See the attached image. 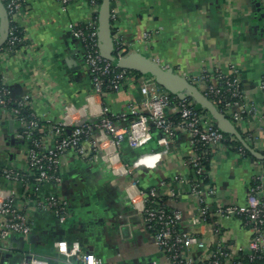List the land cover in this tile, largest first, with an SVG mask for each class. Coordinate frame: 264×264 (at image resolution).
<instances>
[{
  "label": "crops",
  "instance_id": "obj_1",
  "mask_svg": "<svg viewBox=\"0 0 264 264\" xmlns=\"http://www.w3.org/2000/svg\"><path fill=\"white\" fill-rule=\"evenodd\" d=\"M256 1L258 9L253 5L255 0H112L110 8L116 12L113 28L127 45V54L140 53L178 76H193L205 68L228 74L234 66L246 96L261 107L264 102L257 85L264 73V0ZM90 18V7L80 0L66 7L55 0H27L19 13L17 23L25 39L23 53L2 63L1 70L14 95L26 89L32 93L31 109L42 120L62 119L63 104L81 108L90 118L104 105L112 114L127 113L130 120L128 107L143 100L137 85L129 82L103 99L94 96L82 48L70 32L71 25L86 23ZM9 121L4 122L0 133V165L12 163L24 168L19 151L25 147L13 142ZM244 129L246 136L249 133L264 138V121L259 117L248 118ZM152 145L135 150L126 145L121 148V160L134 169L132 178L141 189L188 175L181 156L190 154L187 136L178 135L169 147L155 149ZM12 146L13 150L5 151ZM250 159L255 158L241 157L230 149L214 158L211 182L222 206L245 203L253 174L264 168V160H257L256 165ZM60 171L62 182L50 191L67 203L66 221L58 223L43 214L46 212L31 211L28 237L11 235L0 241V264H19L30 255L48 264H63V257L53 247L57 241H77L103 264L166 262L126 196L127 178L115 175L98 159L82 165L70 152L61 158ZM5 186L0 180V187ZM180 189V197L164 195L162 203L169 210L180 211L188 221L195 215L196 204L186 184ZM18 204L23 202L18 200ZM220 226L230 244H247L250 232L238 219L223 220ZM185 228L208 233L206 227Z\"/></svg>",
  "mask_w": 264,
  "mask_h": 264
},
{
  "label": "built area",
  "instance_id": "obj_2",
  "mask_svg": "<svg viewBox=\"0 0 264 264\" xmlns=\"http://www.w3.org/2000/svg\"><path fill=\"white\" fill-rule=\"evenodd\" d=\"M0 1L5 2L7 17L15 23L8 29L7 38L0 47V133L4 122L11 120L13 142L25 147L19 151L23 155L24 168H17L12 163L0 165V180L6 184L0 187V241L11 235L28 237L31 232L28 213L31 211L49 213L58 223L66 221L69 214L67 203L50 190L60 186V161L70 152L82 165H90L98 159L115 175L128 179L126 196L166 260L165 263L148 264H264V168L253 174L243 205L222 206L217 202L210 171L214 158L229 149L225 145L224 133L208 113L196 108L189 96H171L153 77L119 69L101 55L97 22L93 18L97 14L98 19L100 5L97 0H80L90 7L91 18L86 23L71 25L70 32L82 48L83 63L94 96L102 99L106 96L105 90L118 92L125 82L137 85L143 100L139 105L128 107L132 115L130 120L127 113L112 114L104 105L96 115L86 117L81 108L71 104H63V116L57 122L40 119L31 109L32 93L26 89L14 95L7 76L1 70L2 63L23 53L24 33L20 37L16 30L20 27L17 18L27 0ZM55 1L66 7L73 0ZM116 17L115 10L110 8L109 21L114 30L111 39L113 47L118 50L116 59H121L127 54L122 55L127 45L113 28ZM16 45L20 47L15 48ZM179 77L208 99L237 131L245 132V123L252 116L264 121V103L257 107L246 96L234 66H230L228 74L217 68H205L199 74ZM257 89L264 102V73L259 78ZM154 131L159 134L155 140L159 147L171 146L178 135L187 136L190 154L181 156L188 175L174 177L171 183L163 181L143 190L132 178L134 169L121 160V148L126 145L135 150L148 145L153 141ZM246 134L251 149L264 152V138ZM235 153L241 157L244 155L242 148ZM250 160L258 164L257 160ZM206 162L209 169L204 167ZM205 178L209 183H204ZM183 184L187 185L188 195L196 204L195 215L188 221L180 211L169 210L162 203L164 195L180 197ZM18 200L23 204H18ZM231 218L238 219L250 232L246 245L234 246L226 239L220 222ZM187 225L206 227L208 233L204 235L187 230ZM53 247L63 257V264H103L99 257L85 252L77 241H57ZM19 264L48 262L30 255Z\"/></svg>",
  "mask_w": 264,
  "mask_h": 264
},
{
  "label": "water",
  "instance_id": "obj_3",
  "mask_svg": "<svg viewBox=\"0 0 264 264\" xmlns=\"http://www.w3.org/2000/svg\"><path fill=\"white\" fill-rule=\"evenodd\" d=\"M110 2L111 0H102L97 19V37L100 43V53L103 57H109V51L112 49L113 43L110 34ZM253 5L258 9L259 3L255 0ZM258 12V10H257ZM262 17V15H260ZM8 17L3 4L0 1V46L3 45L7 38ZM107 59V58H106ZM116 66L122 69L137 72L139 74H149L154 77L156 83L166 91L179 98L189 96L199 107L205 109L210 117L217 123L219 130L227 135L236 138L256 160H264V155H260L251 148L247 147L243 142L239 132L232 123L206 99L194 86L187 83L178 75L172 73L169 69H163L158 64L151 61L140 53H132L116 59ZM186 91L185 94L181 93ZM9 133H12V121H9ZM7 145H9L7 143Z\"/></svg>",
  "mask_w": 264,
  "mask_h": 264
},
{
  "label": "trees",
  "instance_id": "obj_4",
  "mask_svg": "<svg viewBox=\"0 0 264 264\" xmlns=\"http://www.w3.org/2000/svg\"><path fill=\"white\" fill-rule=\"evenodd\" d=\"M101 1L102 0H97V4L98 5H100V3H101ZM2 4H3V6H4V8H5V2H1ZM24 6V4L22 5V7ZM93 18H94V21L95 22H97V14H94L93 15ZM110 23H111V21H110ZM112 24V23H111ZM11 26H15V23H12L11 21H10V19H8V29L11 27ZM113 32H114V30L110 27V34L112 35L113 34ZM23 30H22V28H20V27H18L17 28V30H16V34L18 35V36H23ZM4 44V43H3ZM25 45V42H24V44H23V46ZM2 46V45H1ZM0 46V47H1ZM18 47H20V46H18V45H16L15 46V48H18ZM117 53H118V50H116L113 46H112V50L110 51V53H109V57H106L107 58V60H109V61H111L112 63H114L115 65H116V58H117ZM124 54H126V52H124V53H122V55H124ZM119 69H122V68H119ZM128 71H130V70H128ZM131 73H134V74H136V75H141V74H139V73H137V72H134V71H130ZM105 93H106V95L108 94V93H110V92H108V91H104ZM171 94V93H170ZM171 96H172V94H171ZM105 97V96H104ZM103 97V98H104ZM102 98V99H103ZM196 106V105H195ZM197 108L200 110V108L197 106ZM203 112H206L205 111V109H201ZM238 132H239V134H240V136H241V138H242V140H243V142L246 144V146L247 147H249V148H251L250 147V145L247 143V141H246V136L243 134V133H241L240 132V130H238ZM156 134H158L157 132H153V141H152V143L154 144V146L152 145V148L154 147L155 149H159L160 147L159 146H157L156 145V143H155V140L158 138V136L156 137L155 135ZM224 136H225V138H226V142H225V145L231 150V151H234V153L236 152V150L238 149V148H242V150H243V157H252L251 156V154H250V152H249V150L246 148V147H244L236 138H234V137H232V136H230V135H227V134H224ZM264 162V161H263ZM204 167L206 168V169H209V164L206 162L205 164H204ZM190 179V178H189ZM204 183H209V179H207V178H205L204 179ZM43 214H48V215H50V216H52L51 214H49V213H43ZM150 233V232H149ZM69 243H71V241L69 242ZM18 263H19V261H18Z\"/></svg>",
  "mask_w": 264,
  "mask_h": 264
},
{
  "label": "rangeland",
  "instance_id": "obj_5",
  "mask_svg": "<svg viewBox=\"0 0 264 264\" xmlns=\"http://www.w3.org/2000/svg\"><path fill=\"white\" fill-rule=\"evenodd\" d=\"M13 148H14V146H12V147H9V149L7 148V149H5V148H2V150L4 151V149H5V151H7V150H13Z\"/></svg>",
  "mask_w": 264,
  "mask_h": 264
}]
</instances>
